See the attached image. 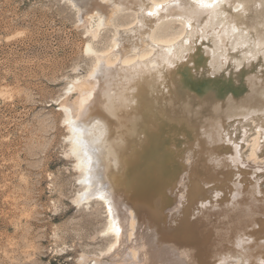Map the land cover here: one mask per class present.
I'll return each mask as SVG.
<instances>
[{"label":"bare ground","instance_id":"bare-ground-1","mask_svg":"<svg viewBox=\"0 0 264 264\" xmlns=\"http://www.w3.org/2000/svg\"><path fill=\"white\" fill-rule=\"evenodd\" d=\"M72 1L93 37L115 11H134L88 79L67 87L79 93L77 117L60 105L81 187L76 205L101 199L104 232L117 234L119 215L165 196L175 174L180 199L197 187L212 202V188L229 180L228 204L195 211L176 228L184 244L173 250L195 264H264V0H221L214 9L205 5L215 0H98L89 11L88 0ZM171 16L179 32L156 36ZM251 175L261 190L236 183ZM137 214L129 212L131 228ZM172 214L170 223L179 219Z\"/></svg>","mask_w":264,"mask_h":264},{"label":"rangeland","instance_id":"rangeland-1","mask_svg":"<svg viewBox=\"0 0 264 264\" xmlns=\"http://www.w3.org/2000/svg\"><path fill=\"white\" fill-rule=\"evenodd\" d=\"M97 1L88 0L85 9ZM132 11H115L93 37L88 16L72 0H0V264H195L184 251L182 260L176 256L174 245L184 244V233L176 228L187 226L198 209L234 196L228 197V180L212 188L217 191L212 202L197 187L180 199L174 183L182 173L175 174L170 194L145 204L144 211L130 208L119 215L117 234L104 232L107 212L101 199L76 205L81 187L60 105L65 102L77 117L79 93L67 95V87L88 79L96 54L111 47L117 28L132 22ZM175 18L163 21L156 36L177 34L181 24ZM242 180L236 183L261 190L254 175ZM171 210L179 215L174 223ZM129 212L140 214L132 228Z\"/></svg>","mask_w":264,"mask_h":264},{"label":"snow or ice","instance_id":"snow-or-ice-1","mask_svg":"<svg viewBox=\"0 0 264 264\" xmlns=\"http://www.w3.org/2000/svg\"><path fill=\"white\" fill-rule=\"evenodd\" d=\"M201 2H203V0H201ZM219 2H221V0H215V2L212 4V5H205V7L207 8V7H210V8H213L214 9V7H215V4L216 3H219ZM194 11H196V10H194ZM149 15H152V13H149ZM189 23H191V19H189Z\"/></svg>","mask_w":264,"mask_h":264}]
</instances>
